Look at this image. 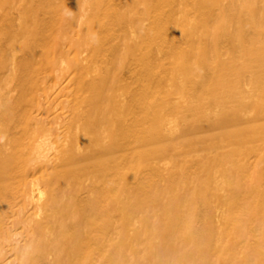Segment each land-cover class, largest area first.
Instances as JSON below:
<instances>
[{"label":"bare ground","instance_id":"6f19581e","mask_svg":"<svg viewBox=\"0 0 264 264\" xmlns=\"http://www.w3.org/2000/svg\"><path fill=\"white\" fill-rule=\"evenodd\" d=\"M0 264H264V0H0Z\"/></svg>","mask_w":264,"mask_h":264},{"label":"clouds","instance_id":"9594fccd","mask_svg":"<svg viewBox=\"0 0 264 264\" xmlns=\"http://www.w3.org/2000/svg\"><path fill=\"white\" fill-rule=\"evenodd\" d=\"M0 142H2V139H0Z\"/></svg>","mask_w":264,"mask_h":264}]
</instances>
